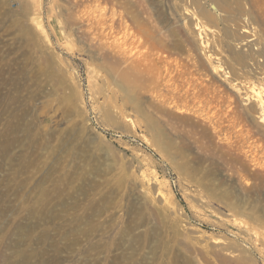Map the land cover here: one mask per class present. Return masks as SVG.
<instances>
[{
    "label": "rangeland",
    "instance_id": "1",
    "mask_svg": "<svg viewBox=\"0 0 264 264\" xmlns=\"http://www.w3.org/2000/svg\"><path fill=\"white\" fill-rule=\"evenodd\" d=\"M253 88L264 0H0V264H264Z\"/></svg>",
    "mask_w": 264,
    "mask_h": 264
},
{
    "label": "bare ground",
    "instance_id": "2",
    "mask_svg": "<svg viewBox=\"0 0 264 264\" xmlns=\"http://www.w3.org/2000/svg\"><path fill=\"white\" fill-rule=\"evenodd\" d=\"M196 29H201V27L196 26ZM253 41V39L250 40V42ZM253 92L255 93V95L260 98V100L262 99V96H263V93H264V90L262 88H253ZM263 121H264V118H263Z\"/></svg>",
    "mask_w": 264,
    "mask_h": 264
}]
</instances>
